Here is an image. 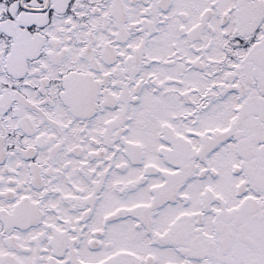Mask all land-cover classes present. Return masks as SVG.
Listing matches in <instances>:
<instances>
[{"label": "snow or ice", "instance_id": "1", "mask_svg": "<svg viewBox=\"0 0 264 264\" xmlns=\"http://www.w3.org/2000/svg\"><path fill=\"white\" fill-rule=\"evenodd\" d=\"M0 264H264V0H0Z\"/></svg>", "mask_w": 264, "mask_h": 264}]
</instances>
